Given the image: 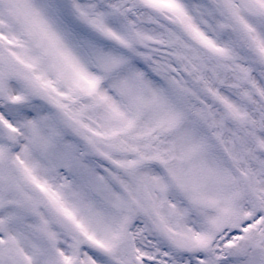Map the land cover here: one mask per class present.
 Segmentation results:
<instances>
[{
	"label": "snow or ice",
	"instance_id": "1",
	"mask_svg": "<svg viewBox=\"0 0 264 264\" xmlns=\"http://www.w3.org/2000/svg\"><path fill=\"white\" fill-rule=\"evenodd\" d=\"M0 264H264V0H0Z\"/></svg>",
	"mask_w": 264,
	"mask_h": 264
}]
</instances>
